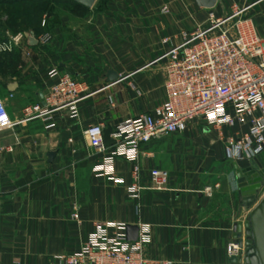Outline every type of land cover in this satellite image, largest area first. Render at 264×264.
Returning <instances> with one entry per match:
<instances>
[{
  "label": "crops",
  "instance_id": "1",
  "mask_svg": "<svg viewBox=\"0 0 264 264\" xmlns=\"http://www.w3.org/2000/svg\"><path fill=\"white\" fill-rule=\"evenodd\" d=\"M233 5L246 9L264 39V0H217L212 9L194 0H109L102 10L70 11L69 17L49 22L48 30L33 34L36 46L24 41L15 47L14 73L0 86L15 122L0 132V264H47L54 255L76 251L95 223L148 225L144 255L152 260L230 264L227 244L237 241L235 231L239 225L244 230L250 211L238 192L243 181L260 176L264 156L234 167L217 132L195 121L185 132L140 149V185L148 186L152 168L162 169L168 180L161 192L142 191L137 201L130 200L132 165L122 158L114 161L122 183L96 175L93 167L110 153L109 134L117 124L164 101L162 39L177 44L181 31L204 29L209 12L222 17ZM44 34L49 40L41 43ZM53 69L87 83L77 117L60 110L46 122L24 120L23 108L42 101L53 83ZM92 124L103 127L104 153L89 148L83 136ZM215 183L212 197L205 196L203 188ZM237 257L241 264L254 263L243 248Z\"/></svg>",
  "mask_w": 264,
  "mask_h": 264
},
{
  "label": "built area",
  "instance_id": "2",
  "mask_svg": "<svg viewBox=\"0 0 264 264\" xmlns=\"http://www.w3.org/2000/svg\"><path fill=\"white\" fill-rule=\"evenodd\" d=\"M245 8L232 6L230 13L216 17L208 13V26L204 29L181 31L179 41L170 38L161 43L165 52L164 101L148 112L117 124L109 136L113 147L93 172L114 183V161L122 158L132 165V183L127 188L130 200L137 201L142 191L161 192L165 189L168 173L152 168L148 186L140 185V149L143 145L159 141L169 135L185 132L191 122L200 121L217 132L224 144L225 158L234 167L238 162L252 160L264 149V39L259 35L254 20L246 16ZM162 13H168L166 7ZM45 27L46 20H42ZM24 33L0 41V53H10L25 40ZM41 43L49 40L44 34ZM53 83L42 101L29 104L22 110L23 119L49 121L51 115L67 110L70 118L78 115V104L88 92L82 79L68 74L50 72ZM12 95L9 94V97ZM44 102V104H43ZM10 118L0 94V132L12 129ZM224 130L232 131L225 133ZM83 136L88 147L104 153L103 127L88 126ZM218 183L205 186L202 193L212 197ZM77 219V214L71 215ZM150 242V228L138 225L135 241H127L124 223H95L93 230L74 252L52 256L47 264H174L173 261L152 260L144 255ZM240 252L238 242L227 244V257Z\"/></svg>",
  "mask_w": 264,
  "mask_h": 264
},
{
  "label": "water",
  "instance_id": "3",
  "mask_svg": "<svg viewBox=\"0 0 264 264\" xmlns=\"http://www.w3.org/2000/svg\"><path fill=\"white\" fill-rule=\"evenodd\" d=\"M72 2L79 4L87 9H91L96 0H71ZM196 5L204 9H212L217 0H194ZM24 38L27 42V46L34 47L38 44L32 33H24ZM109 80L116 78V74L110 71L107 74ZM44 104V102H43ZM264 156V149L259 154ZM259 155L257 157H259ZM54 153L49 152L47 154L48 161L51 162ZM257 157L252 159L257 160ZM236 167V166H235ZM264 169L260 172V176L254 177L247 181H243L241 190L238 192V200L244 207L250 209L247 218L242 225L238 226L236 232V239L240 249H244L250 252L254 257L253 264H264ZM138 235L137 225H125V236L127 241H135ZM241 259L237 256H231L228 258L230 264H241ZM245 264L248 263L247 259Z\"/></svg>",
  "mask_w": 264,
  "mask_h": 264
},
{
  "label": "rangeland",
  "instance_id": "4",
  "mask_svg": "<svg viewBox=\"0 0 264 264\" xmlns=\"http://www.w3.org/2000/svg\"><path fill=\"white\" fill-rule=\"evenodd\" d=\"M108 1L96 0L93 9L101 10ZM47 6L52 8L51 14L45 9ZM73 6L69 0H0V41L17 33L37 34L46 27V25L42 26L43 19L46 20V24L54 20L65 19L69 17L68 13L73 9ZM14 49L15 47L10 54L0 53V86H4L9 76L14 73L10 67L12 64L11 53ZM74 209L75 207L72 206L67 210L68 216Z\"/></svg>",
  "mask_w": 264,
  "mask_h": 264
},
{
  "label": "trees",
  "instance_id": "5",
  "mask_svg": "<svg viewBox=\"0 0 264 264\" xmlns=\"http://www.w3.org/2000/svg\"><path fill=\"white\" fill-rule=\"evenodd\" d=\"M74 6H73V9L71 10V11H78L79 13L80 12H83V14H85L87 11H84V10H89V9H87V8H85V7H83V6H81V5H79V4H76V3H74V2H72L71 0H69ZM47 5V4H46ZM50 14L52 13V8L49 6H47L46 8H45ZM103 9V8H102ZM101 9V10H102ZM48 26H49V24L47 23L46 24V27H45V29L44 30H48ZM10 54V53H9ZM9 57H10V55H9Z\"/></svg>",
  "mask_w": 264,
  "mask_h": 264
}]
</instances>
